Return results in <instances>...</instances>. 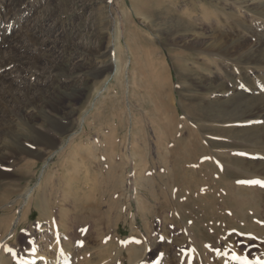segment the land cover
<instances>
[{
	"label": "rangeland",
	"instance_id": "1",
	"mask_svg": "<svg viewBox=\"0 0 264 264\" xmlns=\"http://www.w3.org/2000/svg\"><path fill=\"white\" fill-rule=\"evenodd\" d=\"M261 1L0 0L11 14L6 20L1 14L0 42L3 34L25 36L24 72L13 75L31 84L0 96V167L14 174L0 184V197L5 190L10 196L0 202V264H34L42 256L48 264H216L215 247H227L229 236L242 252L264 245V185L241 183L264 180L220 176L228 168L252 175L249 162L264 161V152L233 145L248 137V125L261 123L237 120L249 98L211 101L233 88L232 79L249 94L264 85V45L250 52L261 66L230 62L220 71L208 66L213 61L179 58L185 48L166 35L174 28L199 42L225 31L231 40L236 17ZM46 14L52 15L47 22ZM245 19L264 24V18ZM29 26L39 32L32 35ZM9 62L6 68L16 67V59ZM106 68L98 78L92 74ZM222 83L227 90L218 89ZM76 88L83 93L61 96ZM34 130L61 143L76 132L49 162L53 169L37 159V171L22 170L28 179L20 183L30 186L45 169L42 193L53 190V205L44 218L34 209L24 216L26 202H10L27 162L11 157L13 140L32 138Z\"/></svg>",
	"mask_w": 264,
	"mask_h": 264
},
{
	"label": "bare ground",
	"instance_id": "2",
	"mask_svg": "<svg viewBox=\"0 0 264 264\" xmlns=\"http://www.w3.org/2000/svg\"><path fill=\"white\" fill-rule=\"evenodd\" d=\"M4 3H5V0H4ZM238 3L240 4V2H238ZM201 4L203 7V3H201ZM187 6H188V4H187ZM187 6H186V14L190 10ZM18 7H20V6H18ZM1 14L5 20L11 16L10 11L9 12L7 10L4 11V9H2L0 7V22L1 23H4V19L2 18ZM190 14H192V13H190ZM193 14L189 15V21L193 20V18H195V15L193 16ZM249 15H252L255 19L264 18V0L254 5V12L253 13L246 11L244 17H242V16L236 17V22H234L235 23L234 29H235L236 34L233 35V39H231V40L225 38V36H224L225 31L219 32L218 35L214 38L202 40L199 42L197 40H194V39L186 38L185 37L186 33H184L181 30L174 29V28L168 29L166 31V35H167V38H168L170 44H173L174 46H177L179 48H185V49H178V48L177 49L179 50L178 57L181 56L183 59L186 60V62L187 61H194L197 57H200V58H203L204 61L205 60L210 61V62L213 61V64H208V66L211 69H212V67H215L217 70H220V71L221 70L227 71L228 63H230V62L235 63V64L242 66V67H250V66H252V64L256 65V66L257 65L261 66L260 62H263V60L262 59L258 60L256 58V56L250 52L255 51V52L259 53L262 50L261 46L264 45V32H261L260 29H262L264 27V24L249 25V22L247 21V19H245ZM51 16L52 15H50V14H46L43 16V19H45V21L47 22V20ZM181 17H182L181 19H187L188 20V18L185 17L183 14H181ZM182 21H184V20H182ZM184 22L188 24V22H186V21H184ZM29 27H30L29 31L32 32V35L35 36L39 32V30H37L39 26L38 27L29 26ZM184 29L188 30L187 28H184ZM157 31L163 33V30H161V29H158ZM244 33H253V35L257 36V38H255V39L254 38H248V36H245ZM4 35L5 34L2 35V41L0 43H2V44L5 43V44L2 47L0 46V52L2 51V49H8V48H10V50L8 49L10 52H9L8 56L3 55V54L0 55V96L1 95L5 96L10 91H12L14 93H19L18 90L21 89L22 86H24V85L28 86L29 85V87H30V85H31L30 81H28L29 77H26L25 75H20V74H16V75L14 74L13 75V73L16 71L19 73L24 72L23 71L24 66L22 65L23 51L21 52V50L25 46L24 45L25 36L19 34V35H15V37H12V38H6ZM248 39L251 40V42H252L251 44H248ZM7 42H10V43H7ZM32 43H33V41H32ZM247 44L250 46H247ZM36 45H37V43H36ZM242 49H245L246 51L244 53H242V51H241ZM11 57L17 60V65H16V67L14 66L15 69L13 67L14 70L13 69L9 70L8 68H6L11 63V62H9V58H11ZM36 57H38V56H36ZM56 59H57V57H56ZM129 64H130V62L127 61L126 67H128ZM18 65H20V66H18ZM112 65H111V67H112ZM33 66L35 68H39V65L35 62L33 63ZM114 66H115V63H114ZM99 67H101V66H99ZM107 69L108 68L101 69L100 72L97 71V72H93L92 74L98 78L100 75H102L104 72H106ZM238 69L240 71L241 68H238ZM226 76H229L228 73H226ZM214 81L215 82L217 81L216 77H214L213 82ZM232 81H233V85H232L233 88L230 91H228L225 95H221L220 97L215 96L214 99H212V100H211V98H209V100L214 101L215 104H219L222 97H225L226 95H230V94L232 96V97L230 96L231 99H236V98H241V97L249 98L248 104L246 105V108H245V111L239 117H237V120L238 119L242 120V123L256 122V123H261V124L248 125L247 126L248 129L253 128V129L248 130V132H249L248 137L237 139L233 143V145L246 147L248 150H252V151L264 152L263 151L264 150V134L261 135L262 130H264V109H263L264 85H260L258 87H253L254 93L249 94L250 92H247L245 90V88H244V91H242V89L239 90L240 86H238L237 83H234L235 80L232 79ZM218 89L225 91L228 89V87L226 86V84L222 83L219 85ZM211 90L212 89L208 88V91H211ZM28 92L30 93V89H28ZM75 92L83 93L81 90H77V88H76L73 90V92L65 93V94H62L61 96L64 98V100H68V99L71 100L75 97V94H76ZM35 102H36V100H35ZM30 104H32V103H30ZM28 110H30V109L28 108ZM32 134H33L32 138L31 137L25 138V137L21 136L18 140H13L14 142H17L18 146H17V149L12 152L13 154L11 157L18 158V156H19L20 157L19 160H21V161L23 159L27 160V162L24 163V166L20 167V170L22 173L20 175V178L18 177V179H17V180H19V183L21 180L28 179L27 178L28 174L23 173L24 171H22L23 168H25V170H28V171H37V169H36V167L38 165L37 159L42 160L45 168L49 167V168L53 169V167L50 166L49 162H51V160L55 154H61V152H63V150L69 145L70 141L72 140V138L76 134V132L74 133V135L70 136V138L68 137L69 139L65 140L66 142L64 141V143H61L62 139H58L57 137H52L49 135H43L42 133H40L37 130H34V132H32ZM23 138H25V139H23ZM86 142H88V140ZM82 143H83V141H82ZM70 151H71V149H70ZM75 151H76V148H75ZM68 153H69V151H68ZM83 155H82V157H83ZM72 156H75V155H72ZM15 158H13V159H15ZM70 158L72 159L73 157H70ZM261 159H258V162H249L250 163L249 167H253V169L249 170V173L252 175H248V173H246V172H241V171H237V170H233L231 168H228L223 173H220V176H227L228 174H230L231 175L230 177H233L235 175L240 176L243 173L245 177H251L252 176L253 178H255L254 176L258 175L259 179L264 180V161ZM235 160L240 161L238 158H235ZM1 161H5V159H1ZM61 163L62 162L60 161V164ZM67 164H66V166H67ZM13 165L17 166L18 164L14 163ZM74 168H75V166H74ZM68 169L70 170V167L67 168V170ZM10 170H11V168L7 167V165H1V167H0V184L5 185L7 183H5L3 181V179L12 178V176L14 174ZM44 171H45V169L42 170L40 178L38 180H36V182L33 185L29 186L27 184L25 186V183H23V182L20 184L19 183L17 184V187H18L16 189L17 196L15 198H13L12 200H10V202H14V203L19 202L20 204H25V202H26L28 205H27V210L25 211L24 216H27L29 211L31 209H34V211L36 210L38 212L39 218H44L45 215L49 214V212L52 209L53 190L50 189L47 193H45L46 191L44 193H42V191L44 189L43 187H45V184H42V180H41V178L44 174ZM218 171H221V170H218ZM72 172H74V171L72 170ZM72 172H70L69 174L70 175L74 174ZM24 174H25V176H23ZM62 178H65V177L61 175L58 179H62ZM70 178H73V177L70 176ZM73 179H75V178H73ZM12 180L14 181V179H12ZM47 180H48V183L54 181L52 176H49V179H47ZM8 181H11V180H8ZM37 187H38V189H36ZM66 190H68V192L70 191V189L68 187L66 188ZM5 192L2 193V195L0 197V202L3 204L7 203L8 198L10 197L8 195L9 192H7V190H5ZM7 212H9L8 208H7V210H5V213H7ZM19 218H21V217H19ZM23 220H25V219H23ZM5 221H7V220H5ZM234 239H235L234 236H229L227 238V244H228L227 247H224V245L222 246L221 243L217 244V246L215 247L216 248L215 249L216 264H264V247H263L264 245L256 244V246L254 248H252L248 251L242 252L241 251L242 249H240L241 247L238 246V244L235 245L236 240H234ZM244 242L245 243L243 245L248 243V241L247 242L244 241ZM228 250H230V252H228ZM40 256L41 255H39V257ZM237 257H239L240 259L238 260ZM36 258H37L36 255H32V256H29L28 259L34 261ZM46 261H47V259H45L42 256V258L39 259V261L34 263V264H48ZM54 264H56V263H54Z\"/></svg>",
	"mask_w": 264,
	"mask_h": 264
},
{
	"label": "snow or ice",
	"instance_id": "3",
	"mask_svg": "<svg viewBox=\"0 0 264 264\" xmlns=\"http://www.w3.org/2000/svg\"><path fill=\"white\" fill-rule=\"evenodd\" d=\"M240 155H245V154H244V153H240ZM241 183L260 184V185H264V181H261V180H248V181H241Z\"/></svg>",
	"mask_w": 264,
	"mask_h": 264
}]
</instances>
